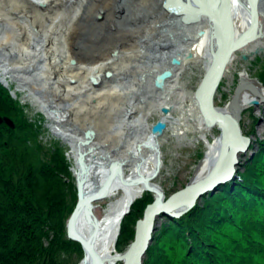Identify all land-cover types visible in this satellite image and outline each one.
I'll return each mask as SVG.
<instances>
[{
    "label": "bare ground",
    "instance_id": "6f19581e",
    "mask_svg": "<svg viewBox=\"0 0 264 264\" xmlns=\"http://www.w3.org/2000/svg\"><path fill=\"white\" fill-rule=\"evenodd\" d=\"M158 1L159 14L150 9ZM252 1L228 0L229 15H223L222 20L221 12H215L214 0H133V11L123 14L136 23L129 22L128 28L120 26L117 30L115 12L128 0H0V82H20L17 91L23 88L29 92L28 97L51 119L53 130L72 146L71 157H77L79 148L85 152L87 169L81 193L88 194L103 183L113 160L122 165L124 178L114 175L103 195L96 199H108L102 217L96 215L98 201L93 200L91 206L82 208L75 222L78 233L92 244L102 264H116L126 258L127 250L119 251L116 241L126 208L147 190L138 177H149L153 188L148 189L154 195L158 189L165 194L155 180L158 173L150 177L156 153L146 143L159 142L161 153V137L171 126L169 117L173 112L178 113V126H171L174 134L211 130L202 117L198 97L187 93L180 80L184 67L197 61L205 65L199 83L207 75L212 57L209 15L218 25L215 46L223 44L225 60L228 57L224 68H218L222 72L220 81L224 69L237 57L235 52H229L231 36L249 38L238 48L246 55L252 56L257 50L263 53L264 0L256 1L260 24L255 32L248 16ZM145 5L149 6L147 12ZM179 13L180 23L176 21ZM97 24L102 26L93 39L89 28ZM105 27L106 34L100 40L98 33ZM171 58L178 61L171 64ZM162 71L166 76L160 75ZM249 76L242 70L240 82L224 106L214 104L218 81L212 94L215 109L242 111L250 106L247 102L252 98L258 100L253 107L264 102V86ZM162 106L169 108L166 113ZM155 115L165 121L161 134L150 131L149 118ZM89 127L93 136L80 143L88 139L84 131ZM214 136L192 171L190 182L199 181L213 162L211 157L218 147ZM250 146L251 141L244 153H250ZM73 168L77 173L78 167L74 164ZM82 256L78 264H98L85 249Z\"/></svg>",
    "mask_w": 264,
    "mask_h": 264
},
{
    "label": "trees",
    "instance_id": "16d2710c",
    "mask_svg": "<svg viewBox=\"0 0 264 264\" xmlns=\"http://www.w3.org/2000/svg\"><path fill=\"white\" fill-rule=\"evenodd\" d=\"M254 63L264 84V54ZM24 105L0 82V113L14 120V127L0 124V264H66L59 253L83 255L80 242L66 234L76 184L58 145L45 147L38 140L40 125ZM255 143L239 177L203 194L181 216H162L143 264H264V138ZM148 192L122 217L118 249L135 236L134 219L154 198Z\"/></svg>",
    "mask_w": 264,
    "mask_h": 264
},
{
    "label": "water",
    "instance_id": "95a60500",
    "mask_svg": "<svg viewBox=\"0 0 264 264\" xmlns=\"http://www.w3.org/2000/svg\"><path fill=\"white\" fill-rule=\"evenodd\" d=\"M256 1L257 0H253L252 2H250L252 6L248 9V16H250V27L252 29V32H255L259 27L258 25L260 24L258 22L259 10ZM227 3L228 0H214L213 6L215 8V12H221L219 17H221L222 20L223 15L225 18L229 15ZM157 4L158 6L161 5V1H158ZM209 18V51H211L212 54L210 60L211 65L206 77L202 82L199 83L198 87L194 90L193 93L198 97V105L200 107L202 117H204L205 119V124L208 127H211L213 123H216V128H218L219 130L218 134L214 137L218 140V147L215 149L216 151L211 157L213 162L209 164L207 170L205 171V174H203L202 178L199 181L190 182L188 180L184 184L185 186L181 187L177 191L171 192L167 197H165L162 190L158 189L156 191L154 199L146 205L143 215L137 221L135 227V237L130 242L128 248L125 249V251L127 250V255L124 260L122 259V264H142V256L145 254V251L153 238V233L155 232V229L159 222L158 220L161 216H181L183 213L193 208V205L203 197V194L207 193L208 191H214V188H216L219 184L225 183V181L233 180L235 178V175L237 174V165L240 162L239 155L241 153L245 154V148L250 141V137L246 134L244 135L242 132V128L240 127L241 109H239V111L235 110L231 112L226 107L225 110H217L215 109V106H213L212 94H214V89L218 87L219 84L217 83L218 81H220V76L222 75V72H219L218 68L220 65H222L221 69L224 68L228 57L225 60L223 44L218 47L215 46L216 43L214 42V32L218 29V25L215 23V19L211 14L209 15ZM226 23L225 25H227ZM230 39L232 43L230 42L231 48L229 52H232L233 54L236 50H238L240 45L245 43V41H247L249 38L242 37L239 40L236 38V36H231ZM256 52L258 53V50ZM188 56H191V53H188ZM240 57L242 59H248L251 57V55H246L245 52H242ZM177 61V59L174 60L171 58L170 63L173 64ZM160 75L162 77L166 76L164 71H162ZM239 82L240 81H238V83ZM247 87L249 89L251 88V86H249L248 84ZM257 102L258 100L256 98H252L247 103L251 105L256 104ZM161 108L163 113H166L169 109L164 106H162ZM2 121L11 127L14 126L12 118L0 113V122ZM164 127L165 121L157 118L155 123L151 125L150 131H152V133L154 134H160L162 133ZM84 133L89 137L85 141L81 140L80 143L88 142L90 140V136H93L94 131L91 127H89L84 131ZM146 145L151 146L156 153L155 168L150 176L153 177L158 173L161 166L159 142L156 141V143L154 144L146 143ZM84 153L85 152L80 148L77 150V158L75 159L76 167H78V171L77 173H75L77 203L71 210V214L66 221L68 223L66 227V234H68V237L70 238L77 239L82 245L83 250H87L94 261L96 260L98 264H102V259L93 250L92 244L78 233L75 222L82 208L87 205L91 206V203L94 199H98L103 195L102 193L105 190V187L113 180L114 175H117L121 178L124 177L122 176V165L117 159H115L111 163V167L108 169L109 172L105 176L106 179L103 181V183L98 185L96 188H94V190H92V192L88 194L81 193L80 184L83 179L82 176L85 175L87 169L83 156ZM138 179H141L143 181V184L144 186H146V188H153V186H151L150 184L149 177L143 178L142 176H140L138 177ZM128 210L129 209L126 208L125 213ZM90 215L91 217L94 216L92 213H90ZM143 229L144 231H146L145 233ZM143 233L144 238H141V234Z\"/></svg>",
    "mask_w": 264,
    "mask_h": 264
},
{
    "label": "rangeland",
    "instance_id": "374dc122",
    "mask_svg": "<svg viewBox=\"0 0 264 264\" xmlns=\"http://www.w3.org/2000/svg\"><path fill=\"white\" fill-rule=\"evenodd\" d=\"M128 1L129 3L127 5L125 4L123 8H118L117 12H115L116 23H118V25L116 27L114 25L113 27H115V29L117 30L118 28H120V26L122 28H128L131 25L130 23H136L135 20H132L129 17L127 18V16L123 14L125 12L133 11L132 8L133 0L132 1L128 0ZM155 5L156 3L152 6V8L150 6V9L155 11L154 9ZM143 9L145 12H147L149 10V6L145 5L143 6ZM181 16H182L181 13H179L178 16L176 17V21L178 23L181 22ZM99 18H100L99 20H102V17L99 16ZM101 26L97 24V25H93L92 29L89 28L90 29L89 34L93 35V39H95V36L97 35L95 33L99 30ZM106 31L107 28L105 27L104 30L98 33L100 40L104 39L103 35L106 34ZM242 52L243 51L237 50L235 52L237 57L234 58L232 62H230V64L223 71L224 76L221 78L220 85L215 93L214 104L217 106H224L229 100H231L235 88L238 84V80L240 77L239 73H241L242 70L247 71L251 77L256 76V72H257L256 70L258 69L259 63L258 64L254 63V61L252 60L254 58L253 57L254 55L252 56L253 58L250 57L252 59L248 58L247 60H243L240 57ZM203 64H204L203 62H199V61H197V63H188L186 67H184V69L182 70L180 75V80L182 82L185 91L187 90L186 91L187 93L194 92V90L198 87L199 81L205 74L204 73L205 65ZM19 85H21L20 82L14 79L10 81L8 87H10V90L13 93L12 95L15 98H17L18 96L20 101L26 102V104L24 105V111L28 115V118L40 125V129L37 134L38 140L42 144H44L45 147L51 146L53 144L58 145V147L63 151V155L68 163L67 168L71 171V173H74V168H73L74 158L69 155V151L72 150V146H70L69 142H66L61 135H59L57 132L53 130L52 127L53 124L51 123V119L47 116V114L43 113V111L38 106V103H35L30 97H28L29 92L24 91L23 88H20L21 90L17 91V88L21 87ZM222 93L226 94L227 96L224 97ZM177 114L178 113L173 112V114L169 117L171 126H178V122L176 119ZM241 116H242L240 120L241 127H243V131L245 133L249 132L250 129L252 128L255 129L254 133H247L248 135H250L252 142H254V144L258 137L264 138V103L263 102L260 103L258 106H254L253 108H251V106L250 108L245 107L242 111ZM253 116L258 117L257 120H255V122H253ZM157 118H159V116L155 115L153 117H150L149 120L151 123H153L156 121ZM171 126L167 128V131H165L164 135L161 137L162 142L160 148L163 158V162H162L163 165L160 167V170L157 174L158 176L155 179L157 182L160 183L161 186H163L166 197L170 195L171 192L179 190L180 186L181 187L185 186L184 184L188 180H190L191 176L193 175L192 171L194 170L196 165L199 164V161L203 157L205 150L208 147V144L212 142L213 134L214 135L218 134L217 128L214 127L215 125L211 126V130L200 131V132H186L181 134L179 133L178 135L174 134ZM52 141H54L53 144ZM198 152H201L202 154L201 157L198 155ZM25 168L24 167L22 168L24 172H25ZM62 177L66 179L67 182H70L71 180L68 176H65V174L63 173H62ZM72 178H74V181L76 180L74 175ZM97 201L98 200H96V202ZM107 202L108 199L106 198L101 199L97 202L94 211L98 217H102V215L104 214L103 208L104 205L107 204ZM139 218H141V215L135 217L134 219L135 222H137ZM135 226L136 224L134 223L133 224L134 229ZM50 233L51 231L49 232V234ZM133 237L134 236L128 238L127 242H125L126 241L125 238V241H123L122 244L119 245L120 249H118L117 246L116 248L119 251H125V249L128 247V245L130 244L129 242L133 239ZM43 239H44V244H47L48 240L45 237H43ZM56 257L59 259L62 258L66 259V264H78L80 263V261L83 259L84 256L79 257L74 253L71 256H68L64 253H59ZM116 264H122V261L119 260L117 261Z\"/></svg>",
    "mask_w": 264,
    "mask_h": 264
}]
</instances>
